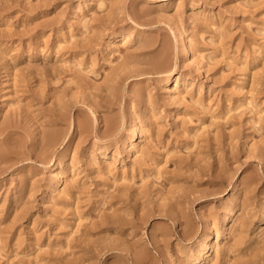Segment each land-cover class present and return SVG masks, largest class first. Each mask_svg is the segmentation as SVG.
Here are the masks:
<instances>
[{
    "label": "rangeland",
    "instance_id": "rangeland-1",
    "mask_svg": "<svg viewBox=\"0 0 264 264\" xmlns=\"http://www.w3.org/2000/svg\"><path fill=\"white\" fill-rule=\"evenodd\" d=\"M0 264H264V0H0Z\"/></svg>",
    "mask_w": 264,
    "mask_h": 264
},
{
    "label": "bare ground",
    "instance_id": "bare-ground-1",
    "mask_svg": "<svg viewBox=\"0 0 264 264\" xmlns=\"http://www.w3.org/2000/svg\"><path fill=\"white\" fill-rule=\"evenodd\" d=\"M182 49H183V56L188 58V59H192L193 58V54L191 51V48L189 46V44L187 43L185 38H182ZM205 249H208V246L205 247ZM207 259V252H204L201 255V262Z\"/></svg>",
    "mask_w": 264,
    "mask_h": 264
}]
</instances>
